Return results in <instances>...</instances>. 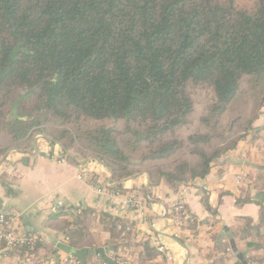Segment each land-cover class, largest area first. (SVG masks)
Returning <instances> with one entry per match:
<instances>
[{"label":"trees","instance_id":"16d2710c","mask_svg":"<svg viewBox=\"0 0 264 264\" xmlns=\"http://www.w3.org/2000/svg\"><path fill=\"white\" fill-rule=\"evenodd\" d=\"M196 88L212 98L200 128L181 135ZM263 103L264 0H0V158L32 150L38 132L67 158L101 161L114 191L141 173L176 191L255 130ZM91 213L50 218L72 225L82 264L93 256ZM239 220L241 237L261 239L247 245L262 246L264 230ZM100 221L110 242L99 259L116 264L108 253L133 223L105 212Z\"/></svg>","mask_w":264,"mask_h":264},{"label":"crops","instance_id":"0c3cea01","mask_svg":"<svg viewBox=\"0 0 264 264\" xmlns=\"http://www.w3.org/2000/svg\"><path fill=\"white\" fill-rule=\"evenodd\" d=\"M254 126L255 130L240 140L235 150L213 161L204 178L181 185L175 191L163 181L151 185L149 175L141 173L122 181L124 193L111 189L115 183L111 182L109 168L101 161L91 156L72 158L68 152L71 158L60 163L51 155L60 153L61 146L49 145L42 134H36L32 150L24 153L11 150L0 158V207L17 215L19 231L34 238L38 250L50 251L46 247L58 246L65 251L63 247L69 246L75 252L79 251L68 243L72 225L61 231V223L50 218L70 219L74 212L76 216L83 209H91L88 231L94 248L87 250L93 255L88 264H105V259H99L110 242V234L100 221L104 212L133 223L128 238L119 239L123 244L116 252L108 253L121 255L129 264H168L157 251L155 240L168 247L175 264H236L237 260L264 264V244L247 245L248 241L259 243L261 239L254 232L241 237L240 228L248 223L239 220L249 218L251 225L261 233L264 230V103ZM242 153L246 154L244 161L239 157ZM81 169L89 170L91 178L79 180L77 173ZM240 170L246 173V181L237 187L234 177ZM103 181L109 185L98 191ZM115 192L119 195H114ZM125 196L136 197L140 205L124 207L121 198ZM176 199H182L193 217L186 226L185 237L180 238L173 237L169 220ZM191 223L196 225L190 226ZM146 244L158 254L146 255ZM235 251L243 255V260ZM74 254L82 264V256ZM255 256L256 259H251Z\"/></svg>","mask_w":264,"mask_h":264},{"label":"built area","instance_id":"2783aa9c","mask_svg":"<svg viewBox=\"0 0 264 264\" xmlns=\"http://www.w3.org/2000/svg\"><path fill=\"white\" fill-rule=\"evenodd\" d=\"M39 135V134H38ZM53 159L60 163H65L67 157L64 152L51 155ZM240 159H246V154L242 153ZM79 180H86L91 178L89 170L81 169L77 173ZM99 179V178H98ZM246 181V173L240 170L234 177V183L237 187H241ZM189 184V183H187ZM184 184V185H187ZM107 182H102V188L98 186V191H103ZM185 190V188H184ZM116 196L119 193L115 192ZM121 203L126 208H135L140 205V201L134 196H125L121 198ZM182 199H176L169 212V220L173 227V237L180 238L184 236L186 226L193 221L192 215L186 207L182 205ZM0 264H80L79 258L71 252L63 251L57 248L53 251L36 250V241L32 237L26 236L18 229L17 215L10 214L0 207ZM155 246L159 253H161L168 264H175L173 253L160 240H155ZM21 247L27 248L26 251L20 252ZM116 264H129L128 261L121 255L111 254Z\"/></svg>","mask_w":264,"mask_h":264},{"label":"rangeland","instance_id":"374dc122","mask_svg":"<svg viewBox=\"0 0 264 264\" xmlns=\"http://www.w3.org/2000/svg\"><path fill=\"white\" fill-rule=\"evenodd\" d=\"M239 3H249L253 0H238ZM191 94L195 103V112L191 117L190 123L180 130L181 135H186L192 131L198 130L200 128L198 124V118L204 111L205 104L209 102L212 98L211 93L206 88H196L191 90ZM106 124L110 125V122H106ZM251 132V131H250ZM36 134H41L35 132ZM35 134V135H36ZM34 135V136H35ZM246 137V136H245ZM244 139V138H243ZM242 140V139H241Z\"/></svg>","mask_w":264,"mask_h":264},{"label":"water","instance_id":"95a60500","mask_svg":"<svg viewBox=\"0 0 264 264\" xmlns=\"http://www.w3.org/2000/svg\"><path fill=\"white\" fill-rule=\"evenodd\" d=\"M63 249L65 250V251H68V252H74V253H76V254H78V255H80V256H82L83 254H84V252H75L72 248H70L69 246H64L63 247ZM98 251H101L100 249L98 250ZM85 252H87V251H85ZM90 252H94L93 250L92 251H90ZM235 253H236V255L239 257V259H241V260H243V255H241L238 251H235ZM108 262L110 263L111 261L110 260H108Z\"/></svg>","mask_w":264,"mask_h":264}]
</instances>
